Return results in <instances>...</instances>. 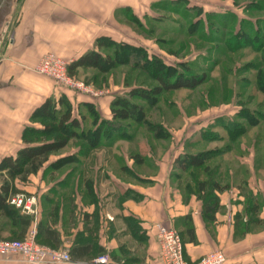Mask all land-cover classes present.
I'll return each mask as SVG.
<instances>
[{
    "label": "crops",
    "instance_id": "0c3cea01",
    "mask_svg": "<svg viewBox=\"0 0 264 264\" xmlns=\"http://www.w3.org/2000/svg\"><path fill=\"white\" fill-rule=\"evenodd\" d=\"M121 5L120 0H0V164L37 144L25 135L43 127L36 112L48 98L58 109L83 112L86 121L102 109L103 119H111V98L101 103L61 87L35 65L48 51L74 60L98 36L116 35ZM186 152L199 151L51 154L27 180L11 181L18 191L37 196L38 209L26 213L10 205V214L0 210V239L23 238L35 228L41 243L71 254L70 261L38 264H100L94 258L102 254L110 256L107 264H162L156 225L163 223L182 231L190 262L222 249L223 264H264V151H223L207 171L176 167L177 157ZM67 157L72 159L59 162ZM6 173L0 170V188ZM199 180H206L207 188L210 182L225 187L214 190L219 206L207 216L208 190L199 188ZM0 264L34 263L0 255Z\"/></svg>",
    "mask_w": 264,
    "mask_h": 264
},
{
    "label": "rangeland",
    "instance_id": "374dc122",
    "mask_svg": "<svg viewBox=\"0 0 264 264\" xmlns=\"http://www.w3.org/2000/svg\"><path fill=\"white\" fill-rule=\"evenodd\" d=\"M120 1L116 35L98 36L85 51L98 50L115 63L105 69L77 68L72 76L99 92L83 94L102 103L133 88L158 86L144 53L176 65L180 73L204 74V82L194 88L164 90L146 105L151 123L124 121L131 125L132 137L110 139L113 142L95 149L75 137L61 151H264V123L253 126L238 116L245 110L263 118L264 93L257 76L264 70V46L257 49L249 42L237 47L242 26H250L248 31L254 33L258 24L264 35V0H258L260 7L255 9H250L251 3L257 0ZM100 40L103 46L98 45ZM122 42L144 50L129 53L120 47ZM102 110L96 111L99 120L104 117ZM81 113L75 115L81 118ZM89 115L83 123L93 128L95 114ZM43 121L52 124L47 118ZM230 121L244 123V131L231 132L226 126Z\"/></svg>",
    "mask_w": 264,
    "mask_h": 264
},
{
    "label": "trees",
    "instance_id": "16d2710c",
    "mask_svg": "<svg viewBox=\"0 0 264 264\" xmlns=\"http://www.w3.org/2000/svg\"><path fill=\"white\" fill-rule=\"evenodd\" d=\"M251 5L252 7L250 9L260 7L258 0L252 1ZM250 29V26H242V28L238 31V34H240L238 35V37L240 38H237V47H241V44L245 46L250 42L257 49H261L264 46V35L262 34L261 26L257 24L256 31H254V33L248 31ZM111 42L112 44L116 43L112 39ZM97 43L99 46L104 45L102 40L98 41ZM119 44H121L120 47L122 49H124L125 51L127 50L129 53L136 52V50L138 49L144 50L139 46L133 45L128 42H122ZM145 54L146 53H144V57L146 58L147 62H150L152 64L153 74L160 84L150 89L143 87L133 88L128 92L127 95L115 96L110 104L112 113L111 119L99 120V116L97 115L96 111H92L95 114L93 117V128L86 127V125L83 123V121L85 120L84 116L82 115V117L80 118L79 115H74L71 107H67L64 110L61 108L58 109L56 108L55 100H53L52 98L46 99L40 109L36 112V115L42 116L45 119L47 118L52 122V124L45 123L42 120V128L27 129L28 134L25 135L26 141L28 143L37 142V144L23 147L18 152V155L16 157H5L0 164V170L7 169V175L6 177H4V182L2 184V187L0 188L1 211L3 210L10 214L13 210L11 208L13 204L8 202V198L11 194L21 192L17 190V188L14 184H12L11 181L17 176L21 177L23 180H27L29 174L37 172L39 168L49 159L51 154L57 153L64 149L68 145V142L71 138L78 137L84 139L88 141L91 147L95 148L103 144L113 142L110 139L115 140L118 138H127L128 136L130 137L133 133L131 130V125H129L128 123H124V121L133 123L143 121L147 124L151 123L149 122V118L146 114V105H150L155 102L164 90L194 88L204 82V74L196 75L192 73H180L181 71L178 70V67L176 65L167 64L157 56L149 57ZM114 63L115 60L111 58V56H106L98 50H89L71 61L69 65V73L71 75H75V70L80 67H94L98 69H105V65L113 66ZM257 84L260 90H262L264 93L263 69L259 70L258 72ZM136 100H140L141 103L140 101ZM238 116L247 120L248 123L253 126L264 123V113L262 115L263 118H260L259 116L253 114V112L244 110L243 112L239 113ZM243 124L244 123H240L237 121H230L226 124V126H228L229 130L233 133L238 130L239 132H243L245 129V124ZM53 133L57 134L53 137H49ZM29 135H33V137L29 138ZM221 152H223L221 149H210L199 151L197 153L186 152L177 157L175 165L176 167L182 169H190L191 167H195L200 168L203 171H207L210 169L209 161L218 156V154H220ZM70 159L72 158H63L60 159L59 162L63 163ZM197 177L198 174L193 175L194 179H197ZM198 184L201 190H204L205 188L208 190L206 195L205 207L203 209L204 215L207 216L209 214L208 210L210 208H217L219 206V199L214 190H223L225 187L221 186V184L218 182H210L209 187L207 188L206 180H199ZM247 207L250 211V214L251 212L253 214L254 206L252 204H249ZM252 220L254 221L253 217ZM253 221L250 220V222ZM178 231L180 232L185 245L182 231H180L179 229ZM37 235L38 234H36V239L38 242H40ZM23 238L11 237L8 239Z\"/></svg>",
    "mask_w": 264,
    "mask_h": 264
},
{
    "label": "built area",
    "instance_id": "2783aa9c",
    "mask_svg": "<svg viewBox=\"0 0 264 264\" xmlns=\"http://www.w3.org/2000/svg\"><path fill=\"white\" fill-rule=\"evenodd\" d=\"M70 62L57 53L48 51L39 59L35 70L51 77L61 87L98 95V91L69 73ZM8 202L20 207L26 213H36L38 209V198L33 193L11 194ZM156 227L162 264H223L226 262L227 256L222 249L210 250L195 263L190 262L186 257L185 245L178 229L171 224L163 223H158ZM36 234L37 230L33 228L23 239H0V255L6 258L20 255L24 261L34 264L61 263L71 260L68 250L40 243L36 239ZM94 262L107 264L110 262V256L108 254L99 255L94 258Z\"/></svg>",
    "mask_w": 264,
    "mask_h": 264
}]
</instances>
